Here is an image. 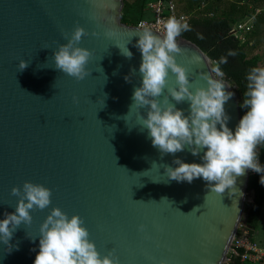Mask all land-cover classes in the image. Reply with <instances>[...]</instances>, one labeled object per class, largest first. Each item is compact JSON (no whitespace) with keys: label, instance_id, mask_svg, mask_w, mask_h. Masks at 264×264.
Returning <instances> with one entry per match:
<instances>
[{"label":"water","instance_id":"95a60500","mask_svg":"<svg viewBox=\"0 0 264 264\" xmlns=\"http://www.w3.org/2000/svg\"><path fill=\"white\" fill-rule=\"evenodd\" d=\"M122 7L123 0H0V219L15 211L13 186L22 188L29 180L52 190L48 208L31 210V225L14 232L12 250L0 243V264H33L40 225L57 206L69 216L79 214L101 256L114 249L120 264L226 260L250 170L222 193L202 178L168 179L160 164L176 167V157L201 163L203 152L193 156L185 149L161 158L147 131L140 130L136 108L123 118L127 123L122 119L140 86L142 60L135 47L138 26L122 21ZM77 24L88 33L79 46L93 53L87 65L91 74L79 81L55 69L53 57L59 43H66L61 32ZM106 29L115 35L106 37ZM129 40L131 59L116 46ZM177 43L182 49L177 63L186 67L190 81L206 86L200 75L211 73L210 58L188 39L179 37ZM20 59L30 62L23 71H18ZM222 79L234 93L224 105L234 132L242 115L234 88ZM174 83L169 70V84ZM176 107L188 115V102Z\"/></svg>","mask_w":264,"mask_h":264},{"label":"clouds","instance_id":"9594fccd","mask_svg":"<svg viewBox=\"0 0 264 264\" xmlns=\"http://www.w3.org/2000/svg\"><path fill=\"white\" fill-rule=\"evenodd\" d=\"M163 29V33L158 34L143 24L137 28L135 36L139 39L135 47L142 54L139 67L141 83L134 88L129 111L122 119L135 107L140 130L147 131L152 146L157 148L161 158L166 154L175 156L185 149L193 156L203 152L201 163H187L176 157L172 161L176 167L160 164L169 180L191 183L202 178L212 191L222 193L235 184L237 176L250 169L261 174L260 182L264 184V166L260 164L257 152L258 146H264V67H253L247 73L242 104L247 111L233 132L228 127L229 116L224 105L234 93L226 90V86H230L223 82L224 73L219 67V64L227 63V58L221 57L211 68V73L200 75L207 81L206 86L190 81L186 67L176 60V54L182 52L177 37L184 31H190L189 24L183 18L172 17L164 22ZM61 35L66 43H59L58 48L53 50L55 69L78 81L85 79L91 74L87 65L93 53L79 43L83 36L88 35L87 31L77 24L71 32L62 31ZM92 35L99 33L94 31ZM104 35L112 38L115 33L106 29ZM130 42L116 44L120 54L128 59L133 55L127 47ZM228 55L235 53L230 51ZM29 63L20 59L18 71L26 69ZM169 70L175 75L174 84H169ZM132 72L136 69L133 68ZM125 80L130 82L128 76ZM184 102L189 104L188 115L176 107V104ZM123 120L127 123L126 119ZM157 164L152 162V166ZM11 195L18 197L15 211L6 212L0 219V243L6 245L9 251L13 248L11 240L14 232L21 224L31 225V210L43 211L51 204L52 190L43 184L25 180L22 188H11ZM139 230L144 231L143 224ZM38 237L39 251L33 264H120L114 249L101 256L95 242L89 239V231L79 214L69 216L58 206L52 207L41 223ZM30 238L35 240L37 237ZM160 264H167V261L162 259Z\"/></svg>","mask_w":264,"mask_h":264},{"label":"trees","instance_id":"16d2710c","mask_svg":"<svg viewBox=\"0 0 264 264\" xmlns=\"http://www.w3.org/2000/svg\"><path fill=\"white\" fill-rule=\"evenodd\" d=\"M263 5L264 0H195L188 9L192 14L190 31H184L179 36L197 44L213 62V67L221 57L227 58V63L219 64V67L224 73V78L235 86L242 116L247 111L242 107L247 73L253 67H261V60L259 55L250 51L254 42L250 37L252 30L243 42L231 34L230 29L237 20L247 15L254 16L253 27L258 25L264 18V9L258 12L256 9L262 8ZM210 12L212 15H209ZM122 21L128 24L124 17ZM248 41H252V44H248ZM230 51L235 55H228ZM257 152L259 162L264 166V146H258ZM260 179V173L250 171L247 196L251 197V200H245L240 219L241 223L249 227L250 232H254L257 227L264 202V184H261ZM223 264L242 263L237 257L228 259L227 255Z\"/></svg>","mask_w":264,"mask_h":264},{"label":"built area","instance_id":"2783aa9c","mask_svg":"<svg viewBox=\"0 0 264 264\" xmlns=\"http://www.w3.org/2000/svg\"><path fill=\"white\" fill-rule=\"evenodd\" d=\"M148 9L152 11L153 17L140 19L136 23V26L139 27L141 24H143L152 30L160 32L161 34L164 31L163 24L169 18H183V20L189 24L190 18L192 17L191 13L178 12L174 0H152L148 3ZM260 9L262 8H257L256 12L260 11ZM209 15H212V12H210ZM253 20V15L244 16L242 19L237 20L233 24L230 29V33L244 42L246 40L247 34L253 28ZM178 38L179 37H177V39ZM248 44H252V41H248ZM248 200L250 201L251 197H248ZM227 255L228 259L230 257H237L240 261L246 260L249 256L255 260H258L264 256V246H260L255 241L253 238V233L250 232L248 226L239 222L236 232L229 245Z\"/></svg>","mask_w":264,"mask_h":264},{"label":"rangeland","instance_id":"374dc122","mask_svg":"<svg viewBox=\"0 0 264 264\" xmlns=\"http://www.w3.org/2000/svg\"><path fill=\"white\" fill-rule=\"evenodd\" d=\"M152 0H123L122 7V17L127 20L128 24L136 25V23L143 18H151L153 17V13L150 9H148V3ZM178 11H182L183 13H189L190 4H192L195 0H174ZM264 8V5L262 9ZM187 11V12H185ZM193 11V10H192ZM190 11V12H192ZM261 11V9H260ZM264 13V10L262 11ZM251 39H253V45L251 48V53L257 54L260 56V60L264 61V18L260 21L258 25H254L252 32L250 34ZM213 66V63L211 61ZM231 85V84H230ZM233 88L234 85H231ZM250 195V193H249ZM245 198L248 200V196ZM253 238L260 245L264 246V210L258 227L254 230ZM242 264H264V256L255 260L250 256L241 261Z\"/></svg>","mask_w":264,"mask_h":264},{"label":"crops","instance_id":"0c3cea01","mask_svg":"<svg viewBox=\"0 0 264 264\" xmlns=\"http://www.w3.org/2000/svg\"><path fill=\"white\" fill-rule=\"evenodd\" d=\"M178 12H179V11H178ZM181 13H183V12H181ZM261 67H264V61H263V60H261ZM263 210H264V202H263V206H262V209H261V214H260V217H259V222H260V219H261V217H262ZM259 222H258V224H259ZM258 224H257V227H258ZM257 227H256V228H257Z\"/></svg>","mask_w":264,"mask_h":264}]
</instances>
